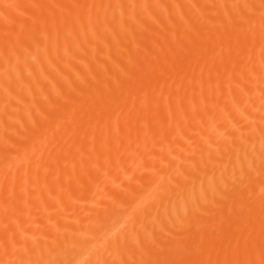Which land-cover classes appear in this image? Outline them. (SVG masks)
<instances>
[{
	"label": "bare ground",
	"instance_id": "6f19581e",
	"mask_svg": "<svg viewBox=\"0 0 264 264\" xmlns=\"http://www.w3.org/2000/svg\"><path fill=\"white\" fill-rule=\"evenodd\" d=\"M0 264H264V0H0Z\"/></svg>",
	"mask_w": 264,
	"mask_h": 264
}]
</instances>
